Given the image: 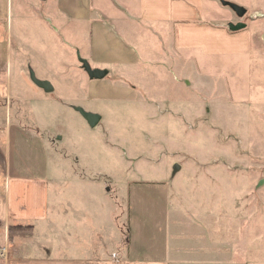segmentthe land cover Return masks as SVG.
Here are the masks:
<instances>
[{
    "label": "rangeland",
    "instance_id": "374dc122",
    "mask_svg": "<svg viewBox=\"0 0 264 264\" xmlns=\"http://www.w3.org/2000/svg\"><path fill=\"white\" fill-rule=\"evenodd\" d=\"M236 1L244 17L215 0L207 22L246 23V57L203 62L164 40L149 53L154 36L142 31L140 58L122 68L99 59L79 23L63 29L50 1L14 0L0 114L46 138L52 179L39 228L49 241L94 237L95 264H131V241L140 264H264V0ZM80 57L109 74L90 79ZM32 73L54 84L48 100L30 90ZM77 106L102 120L91 127Z\"/></svg>",
    "mask_w": 264,
    "mask_h": 264
},
{
    "label": "crops",
    "instance_id": "0c3cea01",
    "mask_svg": "<svg viewBox=\"0 0 264 264\" xmlns=\"http://www.w3.org/2000/svg\"><path fill=\"white\" fill-rule=\"evenodd\" d=\"M48 1L53 8V16L58 13L63 18L59 23L63 29L79 23L82 27L75 29L79 37L88 39L85 43L90 40L88 47L92 44L90 47L94 53L100 54V60L108 58L117 67L135 65V59L140 58L142 31L146 39L154 36V49L149 46V53L158 52L155 40L159 43L164 40L170 43V48L193 54L203 62L214 56L226 59L246 57L251 47L246 27L230 31L222 25L207 22L211 20L212 9L220 6V3L215 5V0H39L43 8ZM228 1L241 4L236 0ZM13 5L14 0H0V73L8 72L9 23L12 30ZM142 25L154 29L155 33L149 34ZM133 40L138 43L135 45ZM165 48L160 46L163 51ZM4 86L12 97L13 89H8L11 77ZM31 86L29 88L36 97L48 100V93L42 88ZM40 131L37 123L33 128L24 122H15L9 111L3 110L0 114V246H6L1 248L0 264H95L92 256L94 237L86 239L75 233L67 242L66 239L65 242L62 239L49 241L39 228L49 215L52 179L49 150ZM107 196L103 203L111 206L108 220L113 225L115 202L109 194ZM28 224L34 226L32 235L26 232L10 237V226ZM94 227L91 230H95ZM119 245H122L121 237H118V242L114 241L115 249ZM134 255L131 241L127 260L131 264H140L141 258H134ZM150 261L166 264L165 260L151 258Z\"/></svg>",
    "mask_w": 264,
    "mask_h": 264
},
{
    "label": "water",
    "instance_id": "95a60500",
    "mask_svg": "<svg viewBox=\"0 0 264 264\" xmlns=\"http://www.w3.org/2000/svg\"><path fill=\"white\" fill-rule=\"evenodd\" d=\"M220 1L224 6L231 8L240 18L244 17L247 13V9L244 6H241L237 3L228 0H220ZM245 27H246V23L244 22H239L236 24L232 23L230 25V29L232 31H238ZM79 60L82 63V66L85 69L88 76L90 77V79L100 80L105 78L109 73L107 69L93 68L90 62L85 58L80 57ZM31 79L38 87L42 88L46 93H51L52 91H54V86L50 81L39 79L38 77H36L34 73L31 74ZM75 110L78 111L88 121L91 127H96L102 120L101 115H99L98 113L86 111L83 107L77 106L75 107ZM178 170H179V165L176 164L174 166V172H177Z\"/></svg>",
    "mask_w": 264,
    "mask_h": 264
},
{
    "label": "trees",
    "instance_id": "16d2710c",
    "mask_svg": "<svg viewBox=\"0 0 264 264\" xmlns=\"http://www.w3.org/2000/svg\"><path fill=\"white\" fill-rule=\"evenodd\" d=\"M26 232H29V231H26V229L20 225H13V226H10L9 228V235L11 238L15 235L25 234Z\"/></svg>",
    "mask_w": 264,
    "mask_h": 264
},
{
    "label": "built area",
    "instance_id": "2783aa9c",
    "mask_svg": "<svg viewBox=\"0 0 264 264\" xmlns=\"http://www.w3.org/2000/svg\"><path fill=\"white\" fill-rule=\"evenodd\" d=\"M0 251H2V249H0Z\"/></svg>",
    "mask_w": 264,
    "mask_h": 264
}]
</instances>
